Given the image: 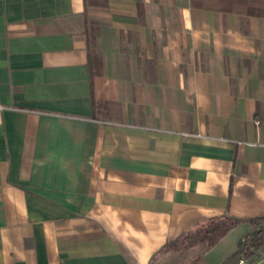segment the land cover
I'll return each mask as SVG.
<instances>
[{
	"label": "crops",
	"instance_id": "0c3cea01",
	"mask_svg": "<svg viewBox=\"0 0 264 264\" xmlns=\"http://www.w3.org/2000/svg\"><path fill=\"white\" fill-rule=\"evenodd\" d=\"M0 104V264L264 217V0H0Z\"/></svg>",
	"mask_w": 264,
	"mask_h": 264
},
{
	"label": "trees",
	"instance_id": "16d2710c",
	"mask_svg": "<svg viewBox=\"0 0 264 264\" xmlns=\"http://www.w3.org/2000/svg\"><path fill=\"white\" fill-rule=\"evenodd\" d=\"M242 220H244L242 217L229 214L213 216L205 225L185 230L177 237L170 239L152 256L148 264H162L157 260V257L165 253L177 257L170 264H208L207 258H205L206 253L227 233L235 229ZM247 221L250 230H252L257 224L264 221V217L257 216L247 219ZM250 230L244 234L246 246L243 256L245 259L253 257L258 250L264 247V227L256 229L253 234H250ZM241 241L240 239L239 245H241ZM238 250L239 248L231 256ZM180 256H183L185 260L179 259Z\"/></svg>",
	"mask_w": 264,
	"mask_h": 264
},
{
	"label": "rangeland",
	"instance_id": "374dc122",
	"mask_svg": "<svg viewBox=\"0 0 264 264\" xmlns=\"http://www.w3.org/2000/svg\"><path fill=\"white\" fill-rule=\"evenodd\" d=\"M262 222H264V221H262ZM245 232H247L246 229L243 230L242 233H240V236H242ZM233 236L230 237L229 239H227V241L225 242L226 244H224L223 246H220L219 249H221V252L218 251V252L213 253V256L210 258L208 264H220V263L224 262V254L223 253L226 250V248H228V250H229V248L232 245V243L234 241L238 242L239 239H240V236H236V235L234 237ZM244 238H245V236H244ZM244 238L242 239V237H241V240H242L241 241V245H242V243H244L246 241ZM241 245L238 246L239 249H240ZM221 254H223V255H221ZM227 257L229 258L230 256H227ZM176 259H177V257L175 255H170L168 253L162 254V255L157 257V260H159L162 264H170L172 260H176ZM179 259H182V261L185 260L183 256H180Z\"/></svg>",
	"mask_w": 264,
	"mask_h": 264
},
{
	"label": "water",
	"instance_id": "95a60500",
	"mask_svg": "<svg viewBox=\"0 0 264 264\" xmlns=\"http://www.w3.org/2000/svg\"><path fill=\"white\" fill-rule=\"evenodd\" d=\"M264 227V222H261L260 224L256 225L254 229L250 230V234H253L256 229ZM244 236H242V239ZM246 246V242L242 243L240 249L230 258H228L226 261L220 263V264H253L255 260L263 253L264 247L260 250H258L253 257L249 259H245L243 256V250Z\"/></svg>",
	"mask_w": 264,
	"mask_h": 264
},
{
	"label": "built area",
	"instance_id": "2783aa9c",
	"mask_svg": "<svg viewBox=\"0 0 264 264\" xmlns=\"http://www.w3.org/2000/svg\"><path fill=\"white\" fill-rule=\"evenodd\" d=\"M5 106L3 104H0V108H4ZM264 264V251L263 253L255 260L253 264Z\"/></svg>",
	"mask_w": 264,
	"mask_h": 264
}]
</instances>
